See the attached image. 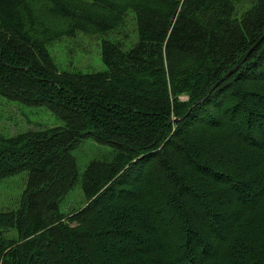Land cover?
Returning a JSON list of instances; mask_svg holds the SVG:
<instances>
[{"label": "trees", "instance_id": "obj_1", "mask_svg": "<svg viewBox=\"0 0 264 264\" xmlns=\"http://www.w3.org/2000/svg\"><path fill=\"white\" fill-rule=\"evenodd\" d=\"M239 1L0 0V96L63 122L0 134V178L27 172L0 264H264V0ZM128 10L137 40L103 38L105 69H58L48 44ZM86 138L112 150L64 214Z\"/></svg>", "mask_w": 264, "mask_h": 264}, {"label": "rangeland", "instance_id": "obj_2", "mask_svg": "<svg viewBox=\"0 0 264 264\" xmlns=\"http://www.w3.org/2000/svg\"><path fill=\"white\" fill-rule=\"evenodd\" d=\"M248 0H240L238 10L249 7ZM103 38L117 40L124 49L137 40L136 22L132 11H127L123 22L115 30L108 33L86 34L78 31L72 36H63L48 44L53 62L60 71H80L82 73L105 69L101 59L100 43ZM63 122L46 106L26 105L8 100L0 96V134L4 137L34 129H48L62 125ZM112 148L98 143L92 138H86L79 143L72 154L78 167V179L72 188L64 195L60 208L64 214L79 209L87 201L81 188V175L94 158L109 155ZM26 171L0 178V211L16 210L19 208L24 189L26 188ZM3 235L17 238L15 228L4 230Z\"/></svg>", "mask_w": 264, "mask_h": 264}, {"label": "water", "instance_id": "obj_3", "mask_svg": "<svg viewBox=\"0 0 264 264\" xmlns=\"http://www.w3.org/2000/svg\"><path fill=\"white\" fill-rule=\"evenodd\" d=\"M175 120H177V119H175Z\"/></svg>", "mask_w": 264, "mask_h": 264}]
</instances>
